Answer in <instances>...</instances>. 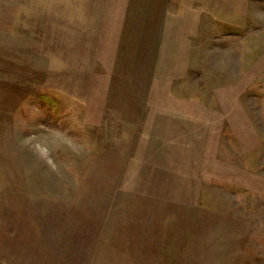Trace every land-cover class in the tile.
I'll list each match as a JSON object with an SVG mask.
<instances>
[{
  "label": "rangeland",
  "instance_id": "obj_1",
  "mask_svg": "<svg viewBox=\"0 0 264 264\" xmlns=\"http://www.w3.org/2000/svg\"><path fill=\"white\" fill-rule=\"evenodd\" d=\"M0 264H264V0H0Z\"/></svg>",
  "mask_w": 264,
  "mask_h": 264
}]
</instances>
